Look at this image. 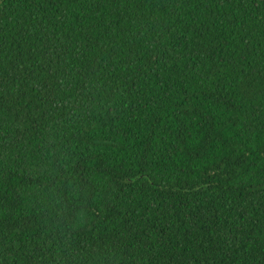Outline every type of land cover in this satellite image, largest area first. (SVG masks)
<instances>
[{"label": "trees", "instance_id": "obj_1", "mask_svg": "<svg viewBox=\"0 0 264 264\" xmlns=\"http://www.w3.org/2000/svg\"><path fill=\"white\" fill-rule=\"evenodd\" d=\"M0 264H264V0H0Z\"/></svg>", "mask_w": 264, "mask_h": 264}]
</instances>
